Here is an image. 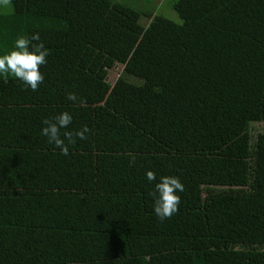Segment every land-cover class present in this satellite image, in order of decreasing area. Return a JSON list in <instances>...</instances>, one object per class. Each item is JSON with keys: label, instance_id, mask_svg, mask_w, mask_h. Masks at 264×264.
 Wrapping results in <instances>:
<instances>
[{"label": "trees", "instance_id": "obj_1", "mask_svg": "<svg viewBox=\"0 0 264 264\" xmlns=\"http://www.w3.org/2000/svg\"><path fill=\"white\" fill-rule=\"evenodd\" d=\"M34 31L43 84L0 79V264H264V0H10L0 54ZM149 170L185 186L170 219Z\"/></svg>", "mask_w": 264, "mask_h": 264}, {"label": "clouds", "instance_id": "obj_2", "mask_svg": "<svg viewBox=\"0 0 264 264\" xmlns=\"http://www.w3.org/2000/svg\"><path fill=\"white\" fill-rule=\"evenodd\" d=\"M10 0H0V9L6 8ZM50 49L46 47L38 31L20 35L14 42L11 51L0 54V79L14 78L22 82L25 88L37 91L43 84L45 75L41 68L48 63ZM66 99L77 102L79 99L75 92L66 94ZM71 113L64 111L51 120L43 121L44 127L41 135L47 138L49 144L60 150L63 156L69 155V146L76 143V138L87 139L85 133L89 130L85 126L75 133L63 131L72 123ZM67 141V142H66ZM146 179L155 182L154 214L161 220L170 219L179 212L181 205L180 193L184 192L185 186L177 176H161L157 182L156 174L149 170Z\"/></svg>", "mask_w": 264, "mask_h": 264}, {"label": "rangeland", "instance_id": "obj_3", "mask_svg": "<svg viewBox=\"0 0 264 264\" xmlns=\"http://www.w3.org/2000/svg\"><path fill=\"white\" fill-rule=\"evenodd\" d=\"M166 1V5L168 6V3L171 1V0H165ZM161 2V1H160ZM174 15H176L175 14V12H171L170 13V16H174ZM117 73H118V67H116L115 68V70H113L111 73H110V75H109V79L111 80V81H113L114 80V78H115V76L117 75ZM253 127L255 128V129H253V131H258V130H260V131H264V121L263 122H260V123H256V124H254L253 125Z\"/></svg>", "mask_w": 264, "mask_h": 264}]
</instances>
